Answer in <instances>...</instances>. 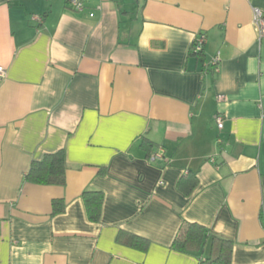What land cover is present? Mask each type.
I'll list each match as a JSON object with an SVG mask.
<instances>
[{
  "label": "crops",
  "instance_id": "1",
  "mask_svg": "<svg viewBox=\"0 0 264 264\" xmlns=\"http://www.w3.org/2000/svg\"><path fill=\"white\" fill-rule=\"evenodd\" d=\"M81 1L0 0V264H199L184 223L264 264V0ZM60 150L63 186L24 180Z\"/></svg>",
  "mask_w": 264,
  "mask_h": 264
},
{
  "label": "trees",
  "instance_id": "2",
  "mask_svg": "<svg viewBox=\"0 0 264 264\" xmlns=\"http://www.w3.org/2000/svg\"><path fill=\"white\" fill-rule=\"evenodd\" d=\"M65 172V153L60 150L56 153L44 155L39 161H33L24 176V180L40 186H63L65 184ZM83 196L88 219L97 222L101 212V194L85 192ZM59 205H61V202L52 203L53 214L62 211V208L61 210L58 209ZM136 241L138 243L139 240ZM207 245H209L208 252L200 258L199 264H230L231 242L211 235L203 227L196 224L184 223L173 242L175 250L188 254L203 251Z\"/></svg>",
  "mask_w": 264,
  "mask_h": 264
},
{
  "label": "built area",
  "instance_id": "3",
  "mask_svg": "<svg viewBox=\"0 0 264 264\" xmlns=\"http://www.w3.org/2000/svg\"><path fill=\"white\" fill-rule=\"evenodd\" d=\"M67 6L73 10L74 12H82L85 7L84 3L81 0H66ZM93 15L90 14V17ZM252 27L253 30L257 36V39L259 41L264 40V11L259 10V9H253L252 10ZM206 43V37L204 34H198L195 36V39L192 43L191 46V54L194 56H199L203 52L204 45ZM218 58H214L209 64L205 63L204 69L207 70V68H210L215 74L219 72V67H218ZM5 77V69L0 66V81ZM218 99H223V97H219ZM216 124L218 129H222V119L221 117L217 116L216 119ZM163 151L162 150H157L155 154H153L150 157V161H155L157 159H163Z\"/></svg>",
  "mask_w": 264,
  "mask_h": 264
}]
</instances>
